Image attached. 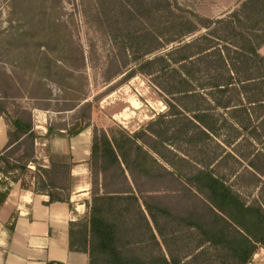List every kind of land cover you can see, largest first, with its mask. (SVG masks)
<instances>
[{"label": "trees", "instance_id": "16d2710c", "mask_svg": "<svg viewBox=\"0 0 264 264\" xmlns=\"http://www.w3.org/2000/svg\"><path fill=\"white\" fill-rule=\"evenodd\" d=\"M118 2L112 10L108 0H98L113 46L106 71L115 68L114 76L125 81L148 76L166 110L134 132L121 125L94 128L89 213L71 222V250L87 253L89 264H250L264 248V200L245 201L216 166L234 159L263 182L264 0H241L216 19L172 0ZM52 52H44L46 62L83 58L79 50L71 58ZM81 107L92 105L88 100ZM1 116L11 129L0 149V204L27 168L9 151L26 138L34 148L39 137L34 119L5 110ZM90 126L71 127L69 136ZM47 129L46 137L54 138V128ZM241 141L262 146L228 149ZM70 167L41 168L47 180L35 191L69 202L51 186L57 187L53 169L70 175ZM166 191L196 196L205 209L176 211L160 199Z\"/></svg>", "mask_w": 264, "mask_h": 264}, {"label": "rangeland", "instance_id": "374dc122", "mask_svg": "<svg viewBox=\"0 0 264 264\" xmlns=\"http://www.w3.org/2000/svg\"><path fill=\"white\" fill-rule=\"evenodd\" d=\"M172 1L212 19L225 16L240 3V0ZM108 2L112 10H119L118 0ZM100 6L98 0H0V105L11 117L34 119L39 136L34 148L26 138L9 151L12 160L19 159L27 165L21 178H25L28 187L41 188V181L47 180L41 168L63 163L51 152V139L46 137L48 125L54 128L55 137L69 136L68 129L85 122L91 123L92 132L95 127L102 130L117 125L134 132L166 110L148 76L139 74L125 81L123 75L114 76L115 68L106 71L113 46ZM51 48L55 56L71 58L79 50L83 58L72 63L71 59L70 63L46 62L43 54ZM88 100L92 108L81 107ZM241 143L228 149L243 153L262 146ZM216 168L228 172L229 181L245 201L264 200L263 176V182H258L234 159ZM233 169L241 172L230 173ZM53 170L57 187L52 185V191L68 197L72 189L69 170ZM159 197L176 211L195 206L201 212L205 209L200 198L185 191H166ZM250 264H264V248L258 249Z\"/></svg>", "mask_w": 264, "mask_h": 264}, {"label": "crops", "instance_id": "0c3cea01", "mask_svg": "<svg viewBox=\"0 0 264 264\" xmlns=\"http://www.w3.org/2000/svg\"><path fill=\"white\" fill-rule=\"evenodd\" d=\"M260 52L264 55V45ZM10 129L1 116V150L8 145ZM49 143L53 156L71 165L69 202H51L49 195L26 186L23 177L13 183L7 199L0 204V264H89L87 253L71 250L70 229L72 221L89 213L92 130L88 127L73 137L57 135ZM2 176L0 173V180Z\"/></svg>", "mask_w": 264, "mask_h": 264}]
</instances>
